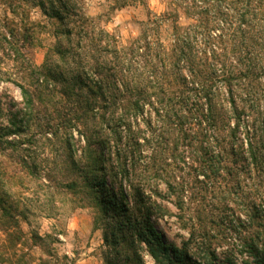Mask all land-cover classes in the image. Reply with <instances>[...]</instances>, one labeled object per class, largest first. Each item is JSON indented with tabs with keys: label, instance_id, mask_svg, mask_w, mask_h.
I'll return each mask as SVG.
<instances>
[{
	"label": "trees",
	"instance_id": "obj_1",
	"mask_svg": "<svg viewBox=\"0 0 264 264\" xmlns=\"http://www.w3.org/2000/svg\"><path fill=\"white\" fill-rule=\"evenodd\" d=\"M34 1L46 16L60 23L55 35L58 39L55 54L61 64L47 57L43 67L35 72L37 91L20 86L22 96L27 94L26 109L32 111L35 96L40 99L50 89L59 87L62 96L72 105L71 119H66L65 123L94 122L102 110L103 129H124L133 145L132 156L138 151L141 153L140 133L134 135L132 129H153V121L158 120L163 111L164 119L181 132L185 129L198 131L194 137L188 132L182 137L187 150L192 151L188 153L192 156L189 158L197 164V178L202 175L209 181L233 179L256 171L264 176L257 168V164L264 168V137L256 141L254 150L249 140L253 133L248 132L244 117L236 115L239 109L235 104H232L231 117H228L229 109L223 105L214 112L209 104L210 99L224 96L231 102L234 90H244L264 77V0H184V16L193 21L191 25L180 26L179 16L170 11L164 16H152L142 35L128 46L120 45L119 37L102 29V42L98 44L102 65L96 69L98 74L95 73L101 77L98 80L90 79L92 73L76 60L78 50L88 48L84 40L88 38L87 24L91 20L76 21L79 10L74 0ZM125 7L118 5L116 8ZM27 32L23 35L24 42L30 40ZM78 57L83 59L82 55ZM114 134V144H119L115 147L119 161L123 151L120 149L122 132ZM88 142L91 147L93 142L91 139ZM110 149L109 142L102 141L101 149L92 150L95 157L90 158L93 164L88 168L87 178H91L90 183L96 180L103 183L102 191L108 193L107 198L118 203L123 199L122 188L120 193L115 192L113 188L108 189L106 180L89 177L91 172L97 171L95 166L100 161L108 163L111 160ZM125 171L126 168H122L123 177ZM91 191L104 213L98 190L91 188ZM128 201L123 203L132 213ZM262 208L264 216V206ZM110 220L107 227L111 231L106 235V242L113 248L114 255L120 257L119 247L125 244L127 230L135 228L140 220L137 217L135 224L116 217ZM156 239L159 242L154 243L164 255L160 257V264H181L182 261L192 264L186 253L168 248L162 238ZM133 240L139 244L135 233ZM252 243L259 250L258 241ZM170 252L174 257L169 256ZM208 259L214 264L211 257Z\"/></svg>",
	"mask_w": 264,
	"mask_h": 264
},
{
	"label": "rangeland",
	"instance_id": "obj_2",
	"mask_svg": "<svg viewBox=\"0 0 264 264\" xmlns=\"http://www.w3.org/2000/svg\"><path fill=\"white\" fill-rule=\"evenodd\" d=\"M74 1L79 10L76 21L91 20L87 24L88 38L84 40L88 48L78 50L76 60L89 69L92 80L101 78L95 73L102 65V51L98 45L100 40L102 42V29L119 37L120 45L128 46L142 35L152 16H164L170 11L179 16L180 26L187 27L193 23L184 16V0ZM118 5L126 7L117 9ZM59 27V21L46 16L34 0H0V63L7 60L16 64L24 60L37 66L35 72L43 67L47 57L61 64L55 54L58 45L55 35ZM26 32L30 36L29 42L23 40ZM12 34L17 37L15 40ZM164 44L169 45L165 41ZM73 68L76 69L75 66ZM35 72L29 77L27 89L31 92L37 91ZM9 93L14 101L21 100V89L12 88ZM71 107L59 87L50 89L40 99L35 96L31 112L25 104L23 108L17 105L16 113L0 106V157H4L0 159V264H122L125 255H130L124 244L119 247L121 256L116 257L106 242V235L111 231L107 225L111 220L98 207L87 173L93 164L90 158L95 157L92 150L101 149L102 141L109 142L111 160L108 163L100 161L95 168L102 166L104 172L97 170L89 177L97 176L107 183L110 181L115 192L120 193L124 178L122 168L126 163L130 165L133 145L124 129H103L102 110L94 122L65 123L66 119H71ZM21 115L24 120L22 130L17 123ZM14 124L17 126L13 127ZM147 130L153 132V129ZM120 131V149L123 151L118 161L115 147L119 144H114L113 138L116 137L114 132ZM196 131L188 133L194 137ZM132 132L134 135L140 133V140H148L142 135L145 129H132ZM182 137L184 135L172 141L171 147L183 156L181 164L185 167L191 161L189 171L195 175L197 164L188 155L192 153L191 149L187 154L181 153L182 148L188 149ZM88 139L93 142L91 147ZM140 145L142 150L144 145ZM194 145L196 147L197 143ZM69 155L76 164L75 169L68 162ZM251 176L248 175L249 178ZM211 181L223 183L224 178ZM128 203L133 213L131 193ZM253 205L257 211H253ZM262 210V204L255 201L251 204L244 202L242 208L225 203L214 209L209 227L215 234L214 238L220 236L222 241H226L235 235L233 228L241 234L245 231L240 227L243 223L241 216L247 214L254 222ZM237 211L240 216L236 215ZM146 264H150V259L146 258Z\"/></svg>",
	"mask_w": 264,
	"mask_h": 264
},
{
	"label": "clouds",
	"instance_id": "obj_3",
	"mask_svg": "<svg viewBox=\"0 0 264 264\" xmlns=\"http://www.w3.org/2000/svg\"><path fill=\"white\" fill-rule=\"evenodd\" d=\"M35 71L37 66L24 60L16 64L7 60L0 63V106L13 113L17 112V105L23 108L27 94L25 93L20 101H14L9 90L16 88L20 91V85L27 89L30 74ZM209 95L211 96L210 93ZM228 99L227 96L217 97L210 99L209 104L214 112L220 105L229 109L228 117H231L232 104H235L239 109L236 115L244 117L248 132L253 133L249 140L255 150L256 141L264 137V77L244 90H234L231 102H228ZM17 123L18 128L22 130V115ZM187 132L188 129H185L182 133L174 124L166 121L164 112H161L160 118L153 121V132L145 129L142 134L149 140L147 144L144 139L140 140L144 145L141 150L143 155L138 151L131 156L130 165L125 164L123 199L118 203H112L107 198L108 193L102 191L103 183L99 180L89 184V187L98 190L99 203L106 216L128 220L131 224H135L136 218L139 217L140 223L127 230L124 243L130 255H125L122 264H146V258L150 259V264H160V257L164 255L156 247L159 242L157 237L162 238L168 248L186 253L191 257L192 264H210L209 257L214 264H224L225 260L228 264H262L264 216L258 212L254 222L247 214L241 216L243 223L240 227L245 231L241 234L233 228L235 235L226 241H222L220 236L214 238L215 234L209 227V221L213 218L214 209L224 206L225 203L230 207L242 208L244 202L251 204L255 201L256 204L264 206V177L254 172L251 178L234 176L229 180L225 177L223 183L206 180L202 175L197 179L196 175L190 174L191 161L188 167H185L181 164L183 156L171 147L172 141L180 139ZM240 132L243 134V128ZM187 151L185 148L181 149V153L187 154ZM68 162L73 169L76 168L70 155ZM257 168L264 172V168L258 164ZM97 170L104 172L102 166ZM234 184L238 186L234 187ZM112 187L109 181L108 189L111 190ZM129 193L134 201L133 213H129L123 203L129 200ZM253 211H257L255 205ZM236 215L240 216V212L237 211ZM141 225L144 227L141 228ZM133 233L138 237L139 244L133 240ZM253 241H258L259 250ZM174 255L169 253V256ZM181 264L186 262L182 261Z\"/></svg>",
	"mask_w": 264,
	"mask_h": 264
}]
</instances>
